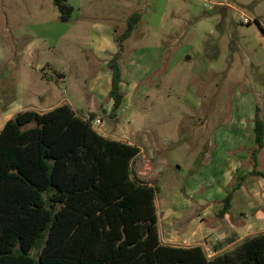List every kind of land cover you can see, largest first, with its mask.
<instances>
[{"label": "rangeland", "instance_id": "rangeland-1", "mask_svg": "<svg viewBox=\"0 0 264 264\" xmlns=\"http://www.w3.org/2000/svg\"><path fill=\"white\" fill-rule=\"evenodd\" d=\"M68 2L74 12L71 20L64 22L56 0H0V119L15 102L36 101L40 110H46L61 99H68L84 118L95 115V119H104L100 135L140 142L144 152L134 163V173L141 181L159 188L156 204L162 238L173 246L184 245L182 234L192 226L195 228L191 220L198 218L197 203H184L185 186L193 176V167H197L194 169L202 180L219 178L218 174L210 175L206 163L199 164L206 153H211L207 144L212 141L216 128L223 127V123L234 116L232 109L239 104L251 108L254 114L258 108L264 122V42L259 40L254 22L250 28L243 26L248 22L243 12L251 13L264 26V0ZM136 12H140L142 18L132 40L125 43L130 53L161 51L157 46L162 43L161 48L174 45L178 57L181 56L175 69L166 71L167 66H164V72L140 78V88L149 89V93L134 103L135 109H150L152 113L156 110L160 121L168 125L170 131L165 138L170 147L168 152L161 151L157 145L145 146L144 143L143 146L142 140L126 138L120 125L129 131L136 130L133 126L128 128L129 113L124 114V123L115 120L117 112L112 117L98 109L90 113L87 106V103L92 106L95 100L107 105L110 100L92 91L96 77L109 71L94 52V36L105 26L112 30L120 28L122 33L126 26L124 21ZM153 35L158 36L157 39ZM32 44H35V53L28 52ZM170 49L171 46L167 50ZM198 59L209 62L211 70L202 72L196 68ZM150 63L143 59L141 68L145 70ZM59 72H66V79L61 80L57 76ZM197 73L201 76L199 79ZM246 145L247 155L241 162L243 175L254 169L249 148L252 144L248 141ZM257 170L264 173V149L258 154ZM247 177L252 176L249 173ZM241 179V175L234 177L231 189ZM256 179L261 181V178ZM203 195L204 190H201L197 198ZM221 205L223 209V203ZM242 205L236 203L234 212L224 217L220 216L222 209L217 214L211 213V223L202 221L198 226L218 229L225 221L228 225L237 223L235 218L239 219L241 213L247 216L249 224L256 222L258 211H261L260 218L264 216V207L250 210ZM186 210L191 211L188 219L182 217ZM255 225L256 228L252 226L240 234L249 238L264 230V224ZM225 232L226 228L222 227L220 231L209 233L206 241L211 243L207 250H212L214 243L223 244L220 242L226 240Z\"/></svg>", "mask_w": 264, "mask_h": 264}, {"label": "trees", "instance_id": "trees-1", "mask_svg": "<svg viewBox=\"0 0 264 264\" xmlns=\"http://www.w3.org/2000/svg\"><path fill=\"white\" fill-rule=\"evenodd\" d=\"M62 21L74 12L68 0H56ZM127 20L116 37L118 53L109 99L119 110L120 60L124 43L141 21ZM256 108L251 176L264 149V122ZM95 115L84 118L69 105L46 113L26 111L10 119L0 133V264H264V233L243 239L233 250L209 258L202 246H170L160 237L159 188L141 181L134 163L141 150L97 133ZM223 200L220 216L231 211L234 192Z\"/></svg>", "mask_w": 264, "mask_h": 264}, {"label": "crops", "instance_id": "crops-1", "mask_svg": "<svg viewBox=\"0 0 264 264\" xmlns=\"http://www.w3.org/2000/svg\"><path fill=\"white\" fill-rule=\"evenodd\" d=\"M71 5V4H70ZM72 6V5H71ZM74 8V7H73ZM245 17L247 18L248 22L243 24L247 28L252 27L253 22L257 25V36H259V40L264 42V26L260 22V20L256 17L254 18L251 13L243 12ZM132 16V15H131ZM130 16V17H131ZM128 17L125 23V28L122 33H120V28L118 30H112L111 27L105 26L103 27L104 31L100 30L97 32V34L94 36V39L92 40V46L94 47V52L98 55L97 58L100 59L104 67H108V63L113 59V57L118 53L119 47L116 41V37L122 35L126 28H127V20L130 18ZM141 22V21H140ZM117 23H120L119 21ZM135 32V31H134ZM132 33L131 37L125 41H131L133 38ZM158 36H154V39H157ZM161 37V36H159ZM160 39V38H159ZM124 43V50L122 52V58L120 60L121 68L122 65H125L124 68H122V81H121V91L124 94L123 102L117 111V116L115 120L123 121V117L125 113H129L127 117L128 122V128L133 126L136 127V130L129 131L124 126L122 127L120 125L121 131L124 132L126 135V138L129 139H139L142 140V144L144 146L153 144L161 147V151L164 150V152H168L167 150L170 148L167 145L166 133L170 131L168 128V125H164L162 121L158 118V113L156 110L152 113L150 109L144 110V109H135L134 103L136 102L137 98L147 96L149 93V89H141L139 85V79L142 77H146L149 74H158L159 72L163 71L164 66L168 70L175 69L178 64L181 62V56L178 57V50L175 48L174 45L171 46L172 49L167 50L168 48L165 46V48L162 47V43H160L157 46V49L153 52H150L147 50L146 53L144 52H134L130 53L129 48H127L126 44ZM35 44H32V46H29L28 52H36ZM52 46H55V42L52 44ZM156 47V46H155ZM174 47V48H173ZM140 52V53H139ZM147 62V60L150 63L147 64V68L143 70L141 67L142 62ZM103 67V69H105ZM161 67V69H159ZM212 65L203 60L196 61V68H200L202 72L211 70ZM164 72V71H163ZM162 72V73H163ZM58 77H60L61 80L66 79L67 73L66 72H59L57 74ZM200 74L197 73L196 78H200ZM60 82L59 80H56ZM151 83V80H150ZM151 85V84H150ZM151 87H154L153 84ZM112 88V72L107 70L106 73H100L98 77L93 82L92 91L96 94L98 93L99 96H101L103 99L109 97V93ZM63 105H69L75 110L79 115L80 110L74 108L73 104L68 99L59 100L58 104L55 103L53 105H50L49 108H46V110H40V108L37 107L36 101H27L23 104H19L18 102L13 103L12 106H10L9 112L4 116L3 119H0V133L3 130L5 124L12 118H14L16 115L22 112L26 111H35L37 113H46L48 111H51L59 106ZM87 106L89 107V112H93L95 109L101 110V112L105 113L106 115H110L112 112V109L114 107V101L109 100L107 105L103 104L100 100H95L94 104L92 106H89V103H87ZM198 106H196L195 109H197ZM95 110V111H96ZM124 110H126L124 112ZM42 111V112H40ZM234 113V114H233ZM232 115L226 122L223 123V127H218L215 130V135L212 139V141L208 142L207 146L211 149V153H206L204 160L200 161L207 164V169L210 171V175H219L218 179L216 180H202L197 175V171L194 168H197L196 166L193 167L191 174L193 175L189 180L186 182L185 186V193L186 196L184 200L187 203H191L190 201H194L197 204L198 209V218H195L194 220H191V223L195 225V228L192 226L191 229L189 228V231L182 234V239L184 242L185 247H192L200 245L205 250L209 249L211 241L207 242L209 238V233L212 231H220L222 227L226 228V232L224 233L226 240L223 243V249L221 252H226L227 250H230L234 246H237L243 239L247 238V236H242L240 232H244V230L251 228L252 226L256 228L257 224H264V216L260 218L261 211H258L255 214V223L249 224L247 221V216L243 213L240 214V218L235 220H238L237 223H231L228 225L226 221L219 226L218 229H216V226L212 227H202L200 228L198 226V222L201 223L204 221L205 223H211L210 216L211 213L217 214L221 209L223 203V200L226 198L228 192L233 191L235 188L238 187V182L232 189V180L234 177L241 175V178L243 176L248 175L252 169H249L245 175H243V170L241 166V162L243 161V157L245 158L248 151V145L247 142L252 144V148L249 146L250 149L255 148V133H254V119L255 114L254 111L251 110V108H247V106L243 104L235 105L232 109ZM82 116V115H81ZM111 116V115H110ZM104 121V119H103ZM125 123V121H123ZM122 122V123H123ZM110 128V127H109ZM103 137L115 140V141H121L125 143H129L131 145H136L140 148L141 154H143L144 150L141 147L140 142H133V141H127V140H121L120 138L116 136H110V135H104ZM159 149H157L158 151ZM251 150V151H252ZM152 150L150 154L152 155ZM139 155V156H140ZM138 159V158H137ZM136 159V160H137ZM135 160V161H136ZM150 163V161H148ZM135 165V164H134ZM242 170V171H241ZM257 177H247L246 180L241 184L240 188L234 193L233 200H232V208L231 213L234 212L236 203H243V205L248 206L250 210L260 209L264 207V179L261 178V181H257ZM152 185V183H149ZM183 186V185H182ZM201 190H204V197L197 198L199 195V192ZM158 196V195H157ZM157 203V201H156ZM219 203V204H218ZM242 205V206H243ZM216 208V209H215ZM218 210V211H216ZM190 210H186L183 212L182 217L189 218ZM264 215V214H263ZM234 216V215H233ZM232 216V217H233ZM197 217V216H196ZM191 218V217H190ZM234 218V217H233ZM160 221V218H159ZM235 222V221H234ZM242 224H238L241 223ZM160 224V223H159ZM191 224V225H192ZM235 224H237L235 226ZM202 229V231H201ZM229 233V234H227ZM264 233V230L260 232H256V234ZM229 235V239H228ZM169 236V239L172 240L173 236ZM161 240L164 244H167L161 235ZM224 237V238H225ZM168 239V240H169ZM192 240H195L197 242L193 244H189L187 242H190ZM219 244L214 243V245ZM173 246V245H170ZM175 246V245H174ZM216 252V255L218 254Z\"/></svg>", "mask_w": 264, "mask_h": 264}, {"label": "built area", "instance_id": "built-area-1", "mask_svg": "<svg viewBox=\"0 0 264 264\" xmlns=\"http://www.w3.org/2000/svg\"><path fill=\"white\" fill-rule=\"evenodd\" d=\"M91 125H92V128L97 132L99 133V131L103 128L104 126V121L97 118V119H94L92 122H91ZM100 134V133H99ZM207 254H208V257L209 258H213L215 255H216V252L215 251H212V250H207Z\"/></svg>", "mask_w": 264, "mask_h": 264}]
</instances>
